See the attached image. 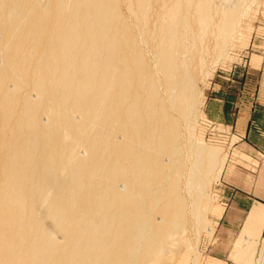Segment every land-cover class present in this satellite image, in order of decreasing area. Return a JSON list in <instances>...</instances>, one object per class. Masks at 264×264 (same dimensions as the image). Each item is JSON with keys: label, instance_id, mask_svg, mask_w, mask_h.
I'll return each instance as SVG.
<instances>
[{"label": "bare ground", "instance_id": "obj_1", "mask_svg": "<svg viewBox=\"0 0 264 264\" xmlns=\"http://www.w3.org/2000/svg\"><path fill=\"white\" fill-rule=\"evenodd\" d=\"M256 2L0 0V264L196 255L226 156L182 130Z\"/></svg>", "mask_w": 264, "mask_h": 264}, {"label": "crops", "instance_id": "obj_2", "mask_svg": "<svg viewBox=\"0 0 264 264\" xmlns=\"http://www.w3.org/2000/svg\"><path fill=\"white\" fill-rule=\"evenodd\" d=\"M249 43L247 65L234 67L232 73L218 74L206 103L209 119L228 128L237 139L235 162L225 166L222 173L219 190L225 196L220 197V206L249 208L263 218L243 220L248 236H243L241 242L254 240L250 236L258 232L261 235L264 230V211L261 213L264 208V79L260 77L264 73L263 27L254 28ZM225 81L234 87L230 97L217 92ZM257 224L260 226L255 228Z\"/></svg>", "mask_w": 264, "mask_h": 264}, {"label": "rangeland", "instance_id": "obj_3", "mask_svg": "<svg viewBox=\"0 0 264 264\" xmlns=\"http://www.w3.org/2000/svg\"><path fill=\"white\" fill-rule=\"evenodd\" d=\"M252 12L253 13L250 14L251 19L247 24L252 25L254 28H264V0H257L252 8ZM249 44L243 50L244 45L241 37V40H238L231 48L232 50L230 49L228 51L229 60L225 61L223 65L218 66L214 75L205 81V86L201 88L203 89L205 100L203 106L198 110L195 120H191L190 122L191 129L189 131L185 130V125L182 123V129L184 128L182 132L185 137L189 134L193 136L194 141H201L206 147L216 148V150L219 151V157L226 156L224 168L231 162H235L237 150L235 144L237 139L233 133L229 132L230 130L228 128L222 127L209 119V115L206 112V103L212 94L211 88L218 74L225 72L232 73L234 67L240 68V66L247 65L250 53ZM260 77L264 79V73H261ZM229 78L230 76H228V79ZM226 84L227 82L225 81V84L221 86L222 89H218L217 92H222L230 97L233 95L234 87H232L230 83ZM222 173L219 179L211 182L208 189L209 195L210 193L214 194L215 201L211 204V209L205 216L204 222L209 224V228L212 232L208 233L204 231L201 232L199 236L194 237V226H192L191 220L189 219L190 223L187 222L185 225L186 230H188L187 235H190L191 244L196 251V255L192 251L188 252L189 262L187 264H245L243 260H237L235 255L238 253V248L243 245L245 246L248 242L253 245V248L250 250L247 257H250L254 263H257L264 250V230L261 235L258 234V232L256 235L253 234L254 236H250V238H254V240L245 239L244 242H241L243 236L244 238L248 236L245 235L246 228L243 220L251 221V219H253L254 221H259V218L263 219L262 216L260 217L257 211H251L249 208H224L220 206V197L222 195L225 196V194L219 190L223 182ZM263 211L264 208L263 210L261 209V213ZM256 226L255 228H258L260 225L257 224ZM238 243L239 245L236 246Z\"/></svg>", "mask_w": 264, "mask_h": 264}]
</instances>
